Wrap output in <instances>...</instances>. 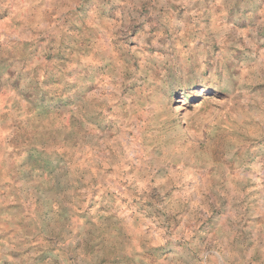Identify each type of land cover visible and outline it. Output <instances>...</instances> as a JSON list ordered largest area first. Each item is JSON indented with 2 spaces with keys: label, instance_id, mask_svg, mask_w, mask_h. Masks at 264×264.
<instances>
[{
  "label": "rangeland",
  "instance_id": "obj_1",
  "mask_svg": "<svg viewBox=\"0 0 264 264\" xmlns=\"http://www.w3.org/2000/svg\"><path fill=\"white\" fill-rule=\"evenodd\" d=\"M0 264H264V0H0Z\"/></svg>",
  "mask_w": 264,
  "mask_h": 264
}]
</instances>
